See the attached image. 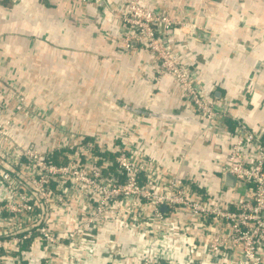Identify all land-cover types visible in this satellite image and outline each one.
Returning <instances> with one entry per match:
<instances>
[{
  "label": "crops",
  "instance_id": "crops-1",
  "mask_svg": "<svg viewBox=\"0 0 264 264\" xmlns=\"http://www.w3.org/2000/svg\"><path fill=\"white\" fill-rule=\"evenodd\" d=\"M142 3L156 13L202 26L198 40L168 30V44L179 60L197 68L203 87L220 106H227L226 97H232L241 102V107L232 108L235 114L245 112L256 132L264 128V0ZM109 4L110 8L93 0H0V121L12 117L7 131L13 138L5 142L13 149L18 144L47 151L70 141L72 132L116 140L135 130L133 143L141 152L194 179L200 192L212 195L224 187L227 199L242 197L245 185L236 179L229 183V173L221 167L232 134L219 139L204 130L205 119L197 116L181 85L170 73L156 77L160 64L156 54L117 15L126 11L124 0ZM21 94L29 109L14 114V101ZM228 125L235 129L232 120ZM6 199L0 187V203ZM163 211L166 232L152 246L153 256L163 264H238L240 246L232 241L226 222L211 219L206 228L194 224L185 229L187 214ZM55 219L70 227L77 216L62 208ZM216 235L226 237L228 245L220 251L198 247L201 243L208 247ZM116 236L138 242L117 243L127 249L123 260L116 261L119 264L133 261L149 244L144 228L135 232L111 221L99 242L70 243L72 264H111L106 241ZM28 241L20 252L23 264H44L43 246L33 238ZM67 245L61 254L69 253Z\"/></svg>",
  "mask_w": 264,
  "mask_h": 264
},
{
  "label": "built area",
  "instance_id": "built-area-1",
  "mask_svg": "<svg viewBox=\"0 0 264 264\" xmlns=\"http://www.w3.org/2000/svg\"><path fill=\"white\" fill-rule=\"evenodd\" d=\"M93 1L110 8L109 0ZM124 4L126 11H117V15L132 27L136 39L143 40L156 54L160 61L156 77L166 73L173 76L197 116L205 119L204 130L215 133L219 139L224 133L232 134L234 140L221 165L222 172L233 175L246 191L233 199L224 196V187L216 194L205 195L194 186V179L181 176L141 152L133 143L135 130H127L116 140H103L96 135L87 140L85 135L72 132L70 141L47 151L18 144L15 150L10 144L12 135L7 131L12 117H8L0 121V187L7 195L0 203V264H23L20 252H14L19 251L20 243L31 238L43 246L44 264H72L70 243L99 242V234L111 221L135 232L144 228L149 235L148 247L124 264H163L152 252L153 244L166 232L162 227L163 206L174 216L188 215L185 229L194 224L206 228L211 219L226 222L232 241L240 246L238 264H264V128L256 132L245 120V112L235 114L232 108L241 107L240 101L226 97L227 106H220L213 93L203 87L197 68L189 61L179 60L172 43L168 44V30L198 40L203 31L201 25L156 13L142 0H124ZM1 82L0 79V91ZM18 96L11 111L23 114L29 107L25 96ZM2 108L3 103L0 111ZM228 120L235 123L234 130ZM103 150L111 154L103 157L99 153ZM55 151L63 154L59 162L51 159ZM112 168L125 173V179L111 176ZM62 208L69 214L76 213L75 225L65 227L55 219ZM65 243L67 255L60 253ZM106 243L111 264H119L116 261L123 260L127 249L117 243L138 242L116 236ZM227 245L226 237L216 235L209 240L208 247L204 243L198 247L220 251Z\"/></svg>",
  "mask_w": 264,
  "mask_h": 264
},
{
  "label": "trees",
  "instance_id": "trees-1",
  "mask_svg": "<svg viewBox=\"0 0 264 264\" xmlns=\"http://www.w3.org/2000/svg\"><path fill=\"white\" fill-rule=\"evenodd\" d=\"M85 139H90L89 137H86ZM103 157H106V155H110L111 154V152L110 151H105V150H103V151H100L99 152ZM63 154H62V152H54V153H52L51 154V159L53 160V161H55V162H59L60 160V156H62ZM111 172H113V174L111 175V176H113V177H115V178H117L118 180H124L125 179V177H126V175H125V173H120V172H117V169L116 168H112L111 170H110ZM29 241L28 240H25V241H23L22 243H20V246H19V251H17V252H14V253H19V252H21V251H23V249L25 248V246H26V243H28ZM156 258H158V259H160L159 257H156ZM24 263V262H23Z\"/></svg>",
  "mask_w": 264,
  "mask_h": 264
},
{
  "label": "water",
  "instance_id": "water-1",
  "mask_svg": "<svg viewBox=\"0 0 264 264\" xmlns=\"http://www.w3.org/2000/svg\"><path fill=\"white\" fill-rule=\"evenodd\" d=\"M227 177H228L229 183L231 184L234 183L235 177L233 175L228 174ZM163 208L165 209L166 207L163 206Z\"/></svg>",
  "mask_w": 264,
  "mask_h": 264
},
{
  "label": "rangeland",
  "instance_id": "rangeland-1",
  "mask_svg": "<svg viewBox=\"0 0 264 264\" xmlns=\"http://www.w3.org/2000/svg\"><path fill=\"white\" fill-rule=\"evenodd\" d=\"M2 77H3V76H2ZM2 77L0 76V79H1ZM1 80H2V79H1ZM58 258H59V257H58ZM58 258H57V259H58Z\"/></svg>",
  "mask_w": 264,
  "mask_h": 264
}]
</instances>
